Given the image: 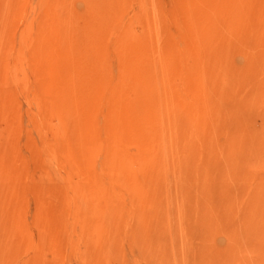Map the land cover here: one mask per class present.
Returning a JSON list of instances; mask_svg holds the SVG:
<instances>
[{
  "label": "rangeland",
  "instance_id": "obj_1",
  "mask_svg": "<svg viewBox=\"0 0 264 264\" xmlns=\"http://www.w3.org/2000/svg\"><path fill=\"white\" fill-rule=\"evenodd\" d=\"M0 264H264V0H0Z\"/></svg>",
  "mask_w": 264,
  "mask_h": 264
}]
</instances>
